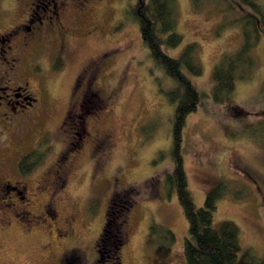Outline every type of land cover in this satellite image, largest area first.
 I'll list each match as a JSON object with an SVG mask.
<instances>
[{"label":"rangeland","instance_id":"1","mask_svg":"<svg viewBox=\"0 0 264 264\" xmlns=\"http://www.w3.org/2000/svg\"><path fill=\"white\" fill-rule=\"evenodd\" d=\"M132 1L110 0L112 10L105 15L102 7L97 9L94 19L99 21V30L91 37L82 36L79 26L80 35L69 42L63 70H54L48 64L49 55H41L51 108L42 127L53 132L61 120L74 75L89 58L106 52L108 62L99 59L93 89L102 100L108 91L114 92V97H109L110 110L94 123V129L110 131L113 144L100 168L95 167L87 153L71 164L65 186L55 196V227L67 221L70 229L65 239L54 238L55 232L37 230L25 235L20 229H12L14 243L10 247L15 248L13 260L19 264L51 261L63 243L76 246L85 261L91 258L112 189L130 186L137 189V196L130 212L127 242L121 251L122 264H186L183 242L187 222L175 188L166 182L173 168L174 103L164 91L174 81L154 64L137 22L122 12L124 4ZM232 2L176 0V30L182 39L174 47L164 46V50L170 56H178L186 43L195 41L202 66L201 74H187L200 98L195 110L185 116L179 145L193 201L200 206L207 188L220 178L226 179L228 187L217 199L213 224L222 220L234 222L240 245L264 255V204L235 166L237 161L244 162L264 175V142L258 131L264 112V26H260L259 39L252 47L256 61L252 75L236 81L228 105L232 106L231 112L239 109L244 114L234 115L226 103L212 98L215 63L223 52L236 50L242 40L241 29L227 10ZM256 3L263 14L264 0ZM242 9L251 12L246 5ZM122 76L126 77L118 87ZM156 179L158 195L150 196ZM90 201L96 202L92 215L87 208ZM165 227L172 231V241L164 234Z\"/></svg>","mask_w":264,"mask_h":264},{"label":"flooded vegetation","instance_id":"2","mask_svg":"<svg viewBox=\"0 0 264 264\" xmlns=\"http://www.w3.org/2000/svg\"><path fill=\"white\" fill-rule=\"evenodd\" d=\"M101 7L104 15L112 10L110 0H0V264H19L10 247L12 229L67 237V221L55 227V196L64 188L72 163L87 153L100 168L113 144L110 131L94 129L110 110L109 97H114L108 91L102 100L93 89L99 59L108 62L106 52L89 58L74 75L57 129L47 132L42 127L51 108L41 55H49L54 70H63L79 26L85 38L99 30L94 16ZM235 163L264 204V175L244 162ZM99 245L96 238L93 256L86 261L76 246L63 243L53 260L28 264H96Z\"/></svg>","mask_w":264,"mask_h":264},{"label":"trees","instance_id":"3","mask_svg":"<svg viewBox=\"0 0 264 264\" xmlns=\"http://www.w3.org/2000/svg\"><path fill=\"white\" fill-rule=\"evenodd\" d=\"M233 1L227 10L234 23L241 29L242 40L236 50L223 52L212 70V98L214 101L226 103L229 112L232 111V106L228 105L232 100L236 81L251 76L255 68L256 61L252 47L259 39L260 26H264V13L261 14L260 4L256 3V0ZM175 2L176 0H133L126 6L124 4L122 12L137 22L141 39L154 64L174 81L173 86L164 91L169 101L174 103L173 168L167 174L166 182L168 187L175 188L187 222V234L183 242L185 262L186 264H264V255H257L252 247L240 245L238 227L234 222L222 220L218 225L213 224L217 199L228 187L226 179L220 178L207 188L200 206L195 205L188 189L182 156L179 153L181 128L186 114L195 110L200 93L187 74H201L202 66L197 59L195 41L186 43L178 56H170L164 50V46L174 47L182 39V35L176 30ZM243 5L250 8L251 12L242 9ZM54 67L58 68L59 63L56 62ZM231 113L244 114L239 109ZM262 119L263 121L258 124V131L264 142V118ZM150 191V196L158 195L157 179ZM136 196L135 187L112 189L105 206L103 224L97 236L100 245L95 256L96 264H122L121 251L127 242L130 212ZM88 204L87 208L92 215L96 202L90 201ZM162 229L168 241H172L174 237L172 231L168 227Z\"/></svg>","mask_w":264,"mask_h":264}]
</instances>
